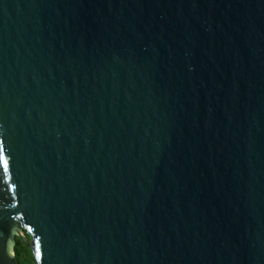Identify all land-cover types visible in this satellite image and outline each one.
<instances>
[{
	"label": "water",
	"instance_id": "water-1",
	"mask_svg": "<svg viewBox=\"0 0 264 264\" xmlns=\"http://www.w3.org/2000/svg\"><path fill=\"white\" fill-rule=\"evenodd\" d=\"M0 264H264V0H0Z\"/></svg>",
	"mask_w": 264,
	"mask_h": 264
},
{
	"label": "rangeland",
	"instance_id": "rangeland-1",
	"mask_svg": "<svg viewBox=\"0 0 264 264\" xmlns=\"http://www.w3.org/2000/svg\"><path fill=\"white\" fill-rule=\"evenodd\" d=\"M21 234L25 238V240L23 242L24 246L21 247V252L17 256V260L20 264H36V258L34 256L32 246L29 243L30 241H32V238L30 235H27L24 231Z\"/></svg>",
	"mask_w": 264,
	"mask_h": 264
},
{
	"label": "trees",
	"instance_id": "trees-1",
	"mask_svg": "<svg viewBox=\"0 0 264 264\" xmlns=\"http://www.w3.org/2000/svg\"><path fill=\"white\" fill-rule=\"evenodd\" d=\"M23 242L24 241L20 237H17V242H16V246H15V255H16V257L20 254L21 247L24 246Z\"/></svg>",
	"mask_w": 264,
	"mask_h": 264
},
{
	"label": "snow or ice",
	"instance_id": "snow-or-ice-1",
	"mask_svg": "<svg viewBox=\"0 0 264 264\" xmlns=\"http://www.w3.org/2000/svg\"><path fill=\"white\" fill-rule=\"evenodd\" d=\"M0 162H3L5 169H7L8 163L7 160L4 158L2 149H0Z\"/></svg>",
	"mask_w": 264,
	"mask_h": 264
}]
</instances>
